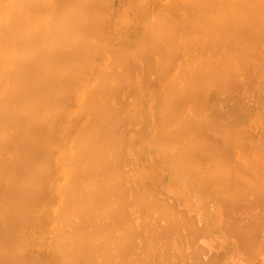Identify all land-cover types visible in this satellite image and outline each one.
I'll return each instance as SVG.
<instances>
[{
  "label": "bare ground",
  "instance_id": "bare-ground-1",
  "mask_svg": "<svg viewBox=\"0 0 264 264\" xmlns=\"http://www.w3.org/2000/svg\"><path fill=\"white\" fill-rule=\"evenodd\" d=\"M110 1L0 0V264H227L236 253L222 251L235 241L225 239L221 254L199 242L213 230L207 224L202 236L199 218H212L207 195L221 203L233 238L249 235L243 241L256 242L237 246L251 263L264 248V167L258 161L264 146L253 148L257 131L252 148L260 156L245 163L261 169H243L234 161L245 158L251 136L224 121L238 105L245 110L239 89L256 78L250 60L264 44V0L171 2L184 10L196 5L186 13L142 0L135 18L126 12L119 26L102 19ZM185 42L197 46V59ZM175 50L183 61L175 62L180 73L172 76ZM235 93L244 98L235 110L215 109L224 123L215 110L207 112L213 95L231 99ZM214 123L221 130L232 126L237 136L244 132L247 145L233 132L220 134L235 139L226 140L228 146L247 149L230 157L233 148L209 133L220 131ZM164 184L189 194L197 210H186L188 200L179 203L186 209L175 205L180 191L172 197ZM243 207H256L248 211H255L257 223L245 221ZM38 243L44 246L32 248Z\"/></svg>",
  "mask_w": 264,
  "mask_h": 264
},
{
  "label": "rangeland",
  "instance_id": "rangeland-1",
  "mask_svg": "<svg viewBox=\"0 0 264 264\" xmlns=\"http://www.w3.org/2000/svg\"><path fill=\"white\" fill-rule=\"evenodd\" d=\"M106 1H107V0H106ZM111 1H113V0H111ZM111 1H110V2H111ZM115 1H117V2H115ZM175 1H176V0H172V1H171V0H157V4H158V2H159L161 5H163V7H164L166 10H168V11L170 10V12H172L173 9L175 8L174 11L177 10V11H180L181 13L190 12V11L188 10L189 8H190V10L192 9L191 12H193V10L195 9V6H196V5H195V6H192V5H190V4H189V5H190V6H189V5L185 4V10H184V7H182V6H184V5H182V6L180 5V6H179V5H176V4H172V3L175 2ZM120 2H121V3H120ZM171 2H172V3H171ZM178 2H180V0H178ZM178 2L176 1L177 4H178ZM108 3H109V2H107V4H108ZM116 3H117V4H116ZM132 3H133V4H132ZM143 3H144V2H143L142 0H137V2H133L132 0H125L124 2H123L122 0H114V1L112 2V4H111L112 8H111V6H110V8H109V7L107 8V10H109L108 13L106 12L107 10L104 8V7H107V6H104V5H103L104 7L102 6V7H103V8L101 9V10H103V12H101V13H103V14H101V15H103L102 19H104V17H106V20H105V21L108 22L111 18H113V19H111L110 22H112V20H113L112 23H113V24L115 23L114 26H119V25H121V24L123 23V22H121V20L123 19V18H122L123 16H124V17L126 16V12H130L129 15L133 14V18H135V13H136V11L139 9V7H141V5H143ZM170 3H171L172 5H171ZM107 4H106V5H107ZM134 4H135V6H134ZM108 5H109V4H108ZM151 5L154 6L155 4H154V3H151ZM175 5L177 6V8H176ZM122 6H123V7H122ZM178 6H179V7H178ZM186 6H187L188 8H187ZM192 7H193L194 9H193ZM133 8H134V9H133ZM135 8H136L137 10H136ZM186 8H187V9H186ZM110 10H111V11H110ZM114 10H115V11H114ZM121 10H122V11H121ZM130 10H131V11H130ZM171 10H172V11H171ZM181 10H182V11H181ZM186 10H188V11H186ZM263 10H264V9H263ZM168 11H167V12H168ZM104 12H106V16H104V14H105ZM118 12H119V13H118ZM109 13H110V15H109ZM121 13H122V14H121ZM107 14H108V16H107ZM117 15H118V16H117ZM116 16H117V17H116ZM119 17H121L122 19L119 18ZM132 20H133V19H132ZM118 21H119V22H118ZM133 21H134V20H133ZM125 23H126V22H125ZM125 23H124L123 25H125ZM184 23H185V20H184L183 24H184ZM116 24H117V25H116ZM183 24H182V26H183ZM106 27H107V24H106ZM174 29H175V28H174ZM263 31H264V30H263ZM106 36H107V35H106ZM180 40L182 41V38H181ZM180 40H179V42H180V44H181V41H180ZM261 42H262V41H261ZM261 42H260V44L257 45V49L255 48V54H256L257 56L253 54V55H252V58H251V60H250V62L252 63V69L254 70V68H255L254 71H255V77H256V78H255V79L251 78V79H253V80H251V79L248 80L249 83L246 81V82L248 83V85H247V84H244L245 82H242V85H243V86H241V88L239 89V93H240V95H243V93H244L243 97L245 96V97H244V98H245V101H244V98L238 96L239 94L237 95L236 93H235V94H236L235 97H233L234 99H233V98H231V99L225 98L226 94H224V95H223V94H222V95L219 94V96H215V95H213V96L211 97V99H210V107H212V106H213V107H212V109L209 107V110H207V112H213V110H215V109L217 108V110H218L220 113H222V114L225 113V114H226V112H227L228 109H229V110H230V109H232V110L234 109V110H235L236 107H237V105L244 101V104H243V106H241V107H245V108H244L245 110H243V108H241L242 110H241V112H240V111H239V110H240V107H239V105H238L235 114H233V113H232L233 115H232V114H230V115L228 114L229 116L226 117L227 119H225V116H224L225 121L222 120L220 113H218L217 110H215V111H216V113H217V116L220 115V117H218V120H217V121H220L221 123L224 121V122H226L225 124H227V125H229V126H230V124H231L232 126L234 125L233 127H234L235 131H237L236 128L239 127V130L241 129V131H245V133H246L247 136H249V135L251 136V137L249 136L250 139H249L247 136H244V135H245L244 132H243L244 135L242 134L243 136H242V135L237 136L236 132H235V133L233 132V128H232V126H231V129H232V130H230V129L226 130L229 126H228V127L226 126V128H224V127H225V126H224V127L222 128V130H221L220 127H221L222 124L220 125V124H218V123H217L218 126H217L215 123H214V124H215L214 126H217V128L220 129V131L217 130L218 132H216V133H214V134L212 133V131L209 132V133H211V134L214 135L215 137H216V136H219V139H218V137H217V139H218L219 142H220V135H221V137H222V138H221V141H222V139H223V142H224V143H223V146H224V144H225L226 147L228 146L226 140H228V139L230 138V136L228 137V136H225V135H226V134L228 135L230 132H231V133L233 132V133L235 134V137H236V138H237V137H240V140H239V139H238V140L236 139V140H237V141H240L241 143L244 141V140H243L244 137L248 138V139H249V142H248L247 139L245 140V142L247 141L246 143H248V145H247L245 142L242 143V144L248 146V147H247V148H248V150H247L248 152L245 151V152H246V154L244 155L245 158L243 159V157L240 155V156H241V159H240V156H238V160H237V161H234V163L239 164L240 166H242L243 169H247V170H249V171L252 172V173L255 172V169L258 167V165H257V167H256V166H255L256 163H255V164L253 163L255 167H254V169H252V166H253V165H252V166H250L249 164L246 165V163H248V161H249L250 159H253V158H254V159L256 158V159H255V162H256V160H257V159L259 158V156H260V155H259V152H260L259 150L262 149V148H259V147H257V146H261V147L264 146L263 144L261 145V142H264V141H262L264 138H263V139L260 138V137H264V136L261 135L262 133L264 134V131H263L264 129L261 130V129L263 128V122H262V121L264 120L263 117H262V115H261L262 112L264 113V85H263V84H264V77H263V76H264V58H263V57H264V52H263L264 44H262ZM184 44H185V45L188 44L187 46H189L188 48H189L190 50H192V48L195 50V51H194V50L190 51V50L187 48V46H184V47H186V48L188 49V52H189V51H190L191 53H192V52H195V55H194V53H193V56L196 58V52H197V50H198V49H196L197 46H195L193 43H187V42H185ZM190 45H191V46H190ZM262 45H263V47L261 48ZM181 46H182V44H181ZM178 47H179V46H178ZM190 47H192V48H190ZM180 48L182 49L183 47H179V49H180ZM179 49H178V51H177L178 53H179V51H180ZM187 49H186V50H187ZM259 49H260V52H259ZM184 50H185V49H184ZM186 50H185V51H186ZM261 50H262V51H261ZM182 51H183V49L181 50V52H182ZM177 52H176V50H175V52L173 51V54H174V53H175V54L173 55L174 57H173V56H172V57H173V59H175V61H173V62H174V65H173L172 69L170 68V70H172V73H171L172 76H175V75L177 74V72H178L179 64H178V67H177L175 64L180 63V62L183 61V59H182V61H181V59H180V58H181V57H180L181 54L179 53L180 55L178 56V54H176ZM190 52L187 53V51H186V52L183 51L182 53H184V54H191ZM253 53H254V52H253ZM156 56H157L156 59H158V55H156ZM175 56H176V58L178 59V61H176ZM177 56L180 57V58H178ZM181 56H182V55H181ZM187 56H188V55H187ZM191 56H192V55H191ZM191 56H190V57H191ZM258 56H259V57H258ZM160 57H162V56H160ZM182 57L184 58V61L186 60L188 63L192 61V59H191L189 56H188V57L191 59V61H190V59H189L188 57H187V58H185L184 56H182ZM261 57H262V58H261ZM192 58H193V57H192ZM259 58H260V59H259ZM156 59H155V60H156ZM187 59H189V61H188ZM193 59H194V58H193ZM196 59H197V58H196ZM158 60H159V59H158ZM160 60H161V59H160ZM162 60H163V59H162ZM171 60H172V58L170 59L169 63L172 65L173 63H171V62H172ZM257 60H258V61H257ZM186 61H185V62H186ZM193 61H194V60H193ZM195 61H196V60H195ZM195 61H194V62H195ZM197 61H198V60H197ZM197 61H196V62H197ZM155 62H156V61H155ZM157 62H158V61H157ZM157 62H156V63H157ZM162 62H163V61H162ZM175 62H177V63H175ZM254 62H256V63H254ZM153 63H154V61H153ZM251 63H250V64H251ZM180 64H182V63H180ZM256 64H258L262 69H261L260 67L257 69L258 66H257ZM253 65H254V67H253ZM255 66H256V67H255ZM153 67L156 68V71H154L155 69H153ZM153 67H152V70L155 72V73H154V72L152 71L153 74H154V75H155V74H156V75H159V73H160L161 71L157 70V65H156V66L154 65ZM158 67H160V66L158 65ZM159 69L162 70L161 67H160ZM260 70H263V71H260ZM158 71H159V73H158ZM169 73H170V72H169ZM178 73H180V72H178ZM256 73H257V75H256ZM174 74H175V75H174ZM260 74H261V76H259ZM154 75H153V76H154ZM156 75H155L154 77H158V76H156ZM171 75H169L166 79H167V80H168V79H172V76H171ZM179 75H180V74H178L177 76H179ZM252 77H253V76H252ZM260 77H261V78H260ZM166 79H165V80H166ZM259 79H260V80H259ZM255 80H256V81H255ZM262 80H263V81H262ZM250 81H251V82H250ZM257 81H258V82H257ZM255 82H256L257 84H258L259 82H261V83H259V84L257 85ZM168 83H169V82H168ZM163 84H164V83H163ZM166 84H167V82L165 83V85H166ZM250 84H251V85H250ZM161 85H162V83H161ZM244 85H246V87L249 86V87H247V88H249V89H247ZM180 87H183V86H180ZM240 90H241V91H240ZM242 90H243V91H247V90H248V91H247V94H246V92H243ZM261 91H263V92H261ZM237 93H238V92H237ZM245 94H246L247 96H246ZM233 95H234V94H233ZM227 96H228V95H227ZM237 96H238V97H237ZM236 97H237V98H236ZM224 98H225V100H224ZM235 98H236V99H235ZM246 98H247V99H246ZM249 98H250V99H249ZM214 99H215V100H214ZM226 99H227V100H226ZM240 99H241V100H240ZM213 100H214V101H213ZM248 100H249V101H248ZM218 101H219V102H218ZM240 101H241V102H240ZM262 102H263V103H262ZM241 105H242V104H241ZM238 109H239V110H238ZM261 110H262V112H261ZM238 111H239V112H238ZM233 112H234V111H233ZM214 113H215V112H214ZM263 113H262V114H263ZM210 114H212V113H210ZM212 115H215V114H212ZM253 116H254V117H253ZM260 116H261L262 118H260ZM213 117H214V116H213ZM262 119H263V120H262ZM224 122H223V123H224ZM212 123H213V122H212ZM210 124H211V123H210ZM225 124H224V125H225ZM242 124H243V125L245 124V126L249 125V127H250L249 130H248V128H247V130H245L246 127L244 126V127H245V128H244V127L242 126ZM83 125H84V123H82V126H83ZM219 125H220V126H219ZM236 125H237V126H236ZM239 125H241V127L244 128V130H242V128H240ZM251 125H252V126H251ZM259 126H260V127H259ZM235 127H236V128H235ZM247 127H248V126H247ZM261 127H262V128H261ZM214 128H215L214 130L217 129L216 127H214ZM229 128H230V127H229ZM214 130H213V132H215ZM225 130H226V131H225ZM239 130H238V131H239ZM221 131L225 132L226 134L223 133V132H222V133L225 134V135H222V133L220 134ZM238 131H237V133H239ZM241 131H240V133H242ZM257 131H259L258 135H256V137H255V135L253 136L254 133H255V134L257 133ZM260 131H263V132L260 133ZM227 132H228V133H227ZM248 132H249V133H248ZM217 133L220 134V135H217ZM231 133H230V135H231ZM240 133H239V134H240ZM250 133H251V134H250ZM215 134H216V135H215ZM259 134H260L261 136H260ZM231 136L233 137L234 135L232 134ZM241 136H242V140H243V141L241 140ZM258 136H259V137H258ZM226 137H228V138H226ZM232 137H231V138H232ZM252 137H255V140H256L257 137H258V141H259V142H258V141L255 142V143H257V145L254 144V146H256V147H253V148H257V149H259V150H257V152L259 151L258 153H255V152H256V151L254 152L255 149L252 148L253 143H254V142L252 141ZM231 138H230V139H231ZM224 139H225V140H224ZM260 139H261V142H260ZM255 140H254V141H255ZM230 141H231V140H230ZM234 141H235V139H234ZM234 141H233V138H232L231 143L234 142ZM228 142H229V140H228ZM235 143H237V142H235ZM235 143H233V144H235ZM241 143L239 144L240 146L242 145ZM258 143H259V144H258ZM229 144H230V143H229ZM249 144H250V145H249ZM244 145H243V146H244ZM230 146H232V147H230ZM230 146H228L230 149H229L228 147H227V148H228L229 150H231V148H233V149H232L233 151L231 150V151H232V152H231L232 154H231V153L229 154V155H231L230 157H232L233 159H234V158H237V157H235V156L239 153V150L247 149L246 146H244L245 148H243V147L241 148V147L238 146L237 144H236L235 146H233V145L230 144ZM237 146L240 147V148H238ZM249 146H250V147H249ZM226 147H225V148H226ZM227 148H226V149H227ZM250 148H251V150L249 151ZM228 149H227V150H228ZM243 151H244V150H243ZM243 151H242V153H244ZM227 152H228V151H227ZM263 152H264V151H263ZM260 153H261V152H260ZM240 154H241V152H240ZM242 155H243V154H242ZM253 156H254V157H253ZM263 156H264V153H263ZM263 156H262V154H261V156H260L261 158H259L258 161L261 159L262 162L259 161V163L261 162V164L264 165V162H263L264 157H263ZM262 157H263V158H262ZM232 158H230L231 161L233 160ZM235 160H236V159H235ZM242 160H243V161H242ZM246 161H247V162H246ZM251 161H253V160H251ZM251 161H250V162H251ZM245 162H246V163H245ZM253 162H254V161H253ZM251 164H252V162H251ZM263 165H261V166H262L261 168L264 167ZM259 167H260V166H259ZM261 168H260V169H261ZM260 169H258V170L260 171ZM263 169H264V168H263ZM263 169L261 170V173H264ZM258 170L256 169V171H258ZM262 171H263V172H262ZM263 177H264V175H263ZM251 179L255 180V181L257 182V184H258L257 178H251ZM262 179H263V178H262ZM262 179H260V180L263 181L264 179H263V180H262ZM261 181H260V182H261ZM238 184H240V182H238ZM260 184H261V183H260ZM263 184H264V182H263ZM241 185H243V183H241ZM261 187H263V186H261ZM259 188H260V186H259ZM167 189H168V190H167ZM256 189H257V188H255V189L252 190V191H255ZM257 190H259V189H257ZM262 190H264V189H262ZM163 191H166V194H168V195L173 194L172 197L174 196L175 192L180 191L179 193H181L182 196H181V194L178 195V192H177V194H175V196H176V195H178V196H177L176 198H175V197L172 198V199H174V200H173L174 202H175V199H176V202L178 203V204H176V203H174V204L177 205V206L181 205L184 209H186V208H185V206H186V202H187L186 200H188V202H190V203H189V206H190V207H189V206H188V207L186 206V207H187L186 210H188V209H189V210L191 209V211H192V209H193V211H194V210H197V209H196L197 207L193 206V205H194L193 200H192V202H191V199H192V198H190V195H189V194H188L189 196L186 195L187 193H186V192H182L183 190H179V189H177V190H175V189H170V188L167 187L166 184H164V185H163ZM167 191H168V192L170 191L171 193H167ZM173 191H175V192H173ZM252 191H248L250 197H251V193H252ZM262 192H263V191H262ZM262 192H261V194H262ZM184 193H185V194H184ZM263 194H264V192H263ZM263 194H262V195H263ZM185 195H186L188 198H187V197H184ZM242 195H243V194H242ZM252 195H253V194H252ZM259 195H260V193H259ZM162 196H163V195H162ZM208 196H209V197H208ZM210 196H212V195H207V196H206V199H208V198L211 199V201H213V202H212L213 206L211 205V203L209 204L210 208H209V206H208V210L211 209V210H209V211H211V212H209L210 214H207V215L212 216V218H211V219H208L209 216H208L207 218H206V217L204 218V215H202L201 218H199V220H200L199 222H200V227H201V224H202V231L205 230V232H203V235H202V236H206V235H204V233L207 232V228H208V227H207V224H208V226H209V223H211V225H213V226H212V227H213V230H212V228H210V227L208 228L209 230H211L212 233H213V231H214L213 234L210 232V233H211L210 236H211V238H212V236L216 234L214 237H216V238H218V239H217V241H215V242H218V244H219L220 247L218 246V244H217L218 248H217V246H215V244H214L215 242H213V239H214V238H213V239L210 238V239L212 240V241H211V242H212V243H211V246L209 245L210 243H207L208 241H210V239H206V238H209V236H208L209 233H208V235H207L208 237L206 236V237H202V238H200V240H199L200 244L208 245L209 249L214 245L217 249L214 248V246H213V248H211L210 251H212V249H213V253H219L222 249H224V248H222V247H223L222 245L225 244L226 240H227V242H228V241H229V242L231 241V245H232L233 242L235 241V242H234L235 245L233 244V245H232V248L229 247L230 250H229L228 247H226V248H228V249H226L225 251H222V252L232 251V252H228V254H230V253H231V254H232V253L235 254V253H236L235 256L232 254L233 261H234L235 264H244V263L246 264V261H247V260H246V261H244V260H245V258H246L247 256H246V257H245V256L241 257L242 254H244V253L240 252V250H241V248H242L241 245L243 244L242 242H244V243H246V245L248 246V244H249L248 242H251V241H248V240H247L248 242L243 241V240H244V237L247 236V235H245V236H244V235L241 236V238L243 237V239H241V238L238 239L237 236H239V235L236 236L237 238H236V237L233 238L232 233H231L230 231L227 230L228 228H227V227L225 226V224L222 222V221H225V220L222 219V218H224L223 215L221 214L222 211H220V214H219V210H221V207H222L221 203L218 202L217 200H216V202H215L214 199H216V198H214L213 196H212V197H213V198H212V197H210ZM255 196H256V195H255ZM260 196H261V195H260ZM163 197H165V196H163ZM180 197H181V198H180ZM248 197H249V196H248ZM189 198H190V199H189ZM257 198H258V197H257ZM257 198H256V200H258ZM261 198H262V196H261ZM263 198H264V195H263ZM263 198H262V199H263ZM181 199H182V200H181ZM252 199H254V198L252 197ZM252 199H251L250 201H252ZM254 200H255V199H254ZM254 200H253V201H254ZM263 200H264V199H263ZM183 201H186L185 204H184V203H183V204H179V203H181V202H183ZM253 201H252V203H253ZM258 201H259V200H258ZM188 202H187V203H188ZM209 202H210V201H209ZM263 202H264V201H263ZM257 203L259 204V202H257ZM260 203H261V202H260ZM215 204H216V205H215ZM217 204H218V205H217ZM187 205H188V204H187ZM256 205H257V204H256ZM260 205H261V204H259V206H260ZM259 206H258V208H260ZM179 207H180V206H179ZM179 207H178V208H179ZM192 207H193V208H192ZM194 207H195V208H194ZM261 207H262V205H261ZM263 207H264V206H263ZM180 208H181V207H180ZM219 208H220V209H219ZM249 208H250V207H249ZM249 208H248V209H249ZM253 208H255V210H256V207H251L250 209L252 210ZM215 209H217V210H215ZM243 209H244V207H243ZM246 209H247V208H245L244 210H245L248 214H247L246 212H244V210H243V212L247 215V217L244 216V217H245V221L248 219V220H247L248 222H251V223H253V222H254V223H257V219H255V217H256L257 215L252 214V212H255V211H248V209H247V210H246ZM262 209L264 210V208H261V212L263 211ZM206 210H207V209H206ZM212 210H215L217 213H215L214 211L212 212ZM259 210H260V209H259ZM259 210H258V212H259ZM37 211H38V213H36V214H39V213L41 212V210H39V208L36 210V212H37ZM239 211L242 212V208H240ZM239 211L236 210V213H235L236 216H240V215L242 216V213L240 214ZM207 213H208V211H207ZM256 214H257V211H256ZM261 214H264V213L262 212ZM207 215H205V216H207ZM215 215H216V216H215ZM235 215H234V216H235ZM259 215H260V214H259ZM214 216H215V217H214ZM217 216H219V218H218ZM263 216H264V215H263ZM209 218H210V217H209ZM214 218H216V220H213ZM235 218H239V217H235ZM257 218H258V216H257ZM261 218H262V216H261ZM261 218H260V219H261ZM202 219H203V220H202ZM205 219H206V220H205ZM221 219H222V220H221ZM240 219L242 220V218H240ZM243 219H244V218H243ZM260 219H258V220H260ZM263 219H264V218H263ZM201 220H202V221H201ZM209 220H211V221H209ZM241 220H240V221H241ZM217 221H218V222H217ZM240 221H239V223H240ZM243 221H244V220H243ZM245 221H244V222H245ZM263 221H264V220H262V222H263ZM206 222H207V223H206ZM213 222H214V223H213ZM219 222H220V223H219ZM204 223H205V224H204ZM215 223H217V224H215ZM221 223H223V225H224L226 228H225ZM242 223H243V222H242ZM254 223H253V224H254ZM259 223H260V222H258V224H259ZM261 224H262V223H261ZM262 225H263V224H262ZM262 225H260V227H261ZM220 226H221V232H222V234L219 233V232H220V231H219V230H220ZM222 226H223V227H222ZM254 226H255V225H254ZM258 227H259V226H257V228H258ZM260 227H259V228H260ZM262 227H263V226H262ZM204 228H205V229H204ZM251 228H252V230H253V227H251ZM259 228H258V232H260L261 229H262V228H260V230H259ZM224 229H225L226 232L224 231ZM255 229H256V228H255ZM255 229H254V231H253L252 233L255 232ZM209 230H208V231H209ZM252 230H250V231H252ZM262 230H263V229H262ZM227 232H230L232 236L228 235L229 238H227V235H226ZM258 232H255V233H257V237L259 238V236L261 237V235H263V234L260 235ZM250 233H251V232H250ZM252 233H251V234H252ZM255 233H254L253 235L256 236ZM260 233H261V232H260ZM262 233H264V232H262ZM206 234H207V233H206ZM223 234H225V235H223ZM227 234H228V233H227ZM236 234H238V233H236ZM239 234L241 235V233H239ZM253 235H250V236H253ZM234 236H235V235H234ZM248 236H249V235H248ZM248 236H247L246 238H248ZM255 236H253V239H255V238H254ZM239 237H240V236H239ZM257 237H256V239H257ZM204 238H205V239H204ZM216 238H215L214 240H216ZM249 238H250V237H249ZM251 238H252V237H251ZM261 238H262V237H261ZM263 238H264V237H263ZM203 239H204V240H203ZM225 239H226V240H225ZM228 239H229V240H228ZM230 239H231V240H230ZM253 239H249V240H253ZM218 240H219V241H218ZM237 240H239V241H237ZM240 240H241V241H240ZM245 240H246V239H245ZM261 240H262V243H263L262 246H264V240H263V239H261ZM261 240H260V241H261ZM203 241H204V243H203ZM256 241H257V240H256ZM260 241L257 242V244H256V245H258V247L260 246V244H258V243H260ZM219 242H220V243H219ZM229 242H228V243H229ZM238 242H241V243H242V244L240 243V244H241V245H240V246H241L240 249H238V247H239V246H238V245H239ZM253 242H254V241H253ZM253 242H251V243H253ZM221 243H222V244H221ZM247 243H248V244H247ZM251 243H250V244H251ZM254 243H256V242H254ZM38 244H39V245H38ZM38 244L35 245V246H33L32 248H37V247H40V248H41V246H42V247L44 246V244H42V245H41L40 243H38ZM226 244H227V243H226ZM226 244H225V245H226ZM203 245H202V246H203ZM225 245H224V246H225ZM231 245H228V246H231ZM243 245H244V244H243ZM252 245H253V244H252ZM256 245H255V246H256ZM226 246H227V245H226ZM235 246H236V247H235ZM237 246H238V247H237ZM247 246H245V248H248V247H249V246H248V247H247ZM255 246H253V247H254V250H253L252 246L250 245V247L252 248V250H253L254 252H255V248L258 249V247H257V246L255 247ZM204 247H205V246H204ZM206 248H207V246H206ZM219 248H222V249H219ZM233 248H235V249H233ZM243 248H244V247H243ZM207 249H208V248H207ZM209 249H208V250H209ZM214 249H216V250H215L216 252L214 251ZM218 249H219V252H218ZM247 250L249 251L250 248H248ZM252 250H251V251H252ZM260 250H261V251H260ZM260 250H256V251H258V252L255 253V255L253 254V252H251V251L248 252V251H247L248 253L253 254L252 259H250V261H251V260H252V261H251V263H249V264H264V251H262V250H264V248H262V249L260 248ZM234 251H235V252H234ZM242 251H243V250H242ZM237 252H238V253H237ZM259 252H260V253H259ZM262 252H263V253H262ZM210 253H211V252H210ZM241 253H242V254H241ZM219 254H221V252H220ZM224 254H225V253H224ZM231 254H230L229 256H231ZM238 254H239L240 257L237 258ZM226 255H227V253H226ZM250 256H252V255L249 254V257H250ZM207 257H208V256H207ZM220 257H223V258L225 257L224 259H226V256H222V255H220ZM232 257H228V258H231V260H232ZM236 258H237V259H236ZM247 258H248V257H247ZM247 258H246V259H247ZM235 259H236V260H235ZM220 260H221V259H220ZM227 260H228V259H227ZM231 260H229V262H228L227 264H229L230 262H231L230 264H232L233 261H231ZM238 260H240V261H238ZM222 261H223V260H222ZM219 262H220V261H219ZM225 262H226V261H225ZM243 262H244V263H243ZM234 263H233V264H234ZM247 263H248V262H247ZM221 264H222V263H221Z\"/></svg>",
  "mask_w": 264,
  "mask_h": 264
}]
</instances>
